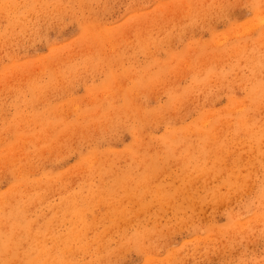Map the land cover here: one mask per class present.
<instances>
[{
	"label": "rangeland",
	"instance_id": "rangeland-1",
	"mask_svg": "<svg viewBox=\"0 0 264 264\" xmlns=\"http://www.w3.org/2000/svg\"><path fill=\"white\" fill-rule=\"evenodd\" d=\"M0 264H264V0H0Z\"/></svg>",
	"mask_w": 264,
	"mask_h": 264
}]
</instances>
